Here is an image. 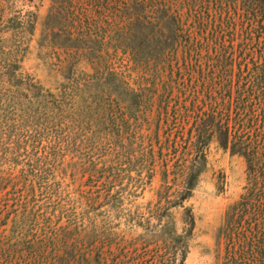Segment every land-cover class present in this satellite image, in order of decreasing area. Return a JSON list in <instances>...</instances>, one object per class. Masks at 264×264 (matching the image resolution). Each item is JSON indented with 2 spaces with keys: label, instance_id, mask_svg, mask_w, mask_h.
<instances>
[{
  "label": "trees",
  "instance_id": "16d2710c",
  "mask_svg": "<svg viewBox=\"0 0 264 264\" xmlns=\"http://www.w3.org/2000/svg\"><path fill=\"white\" fill-rule=\"evenodd\" d=\"M37 46L52 88L0 70V264H185L195 217L171 210L213 143L246 166L215 264H264V0H52ZM157 176L154 226L100 222Z\"/></svg>",
  "mask_w": 264,
  "mask_h": 264
},
{
  "label": "rangeland",
  "instance_id": "374dc122",
  "mask_svg": "<svg viewBox=\"0 0 264 264\" xmlns=\"http://www.w3.org/2000/svg\"><path fill=\"white\" fill-rule=\"evenodd\" d=\"M51 4L52 0H0V70L6 66L10 56L17 57L22 60L21 72L33 82H40L46 89L55 86L50 73L56 62L49 59L52 57L50 53L38 48L37 41ZM30 14L36 20L33 35L15 28L17 22L27 19ZM245 184L244 161L231 156L213 143L208 152L206 170L192 197L184 203L183 208L171 210L175 212L179 230L183 226L181 214L185 209L192 211L195 217V230L189 241L190 250L185 264L217 262L220 256L216 246L217 233L223 224L227 208L240 197ZM162 186L161 178L157 176L152 185L135 201L127 199L124 202L122 212H96L100 216V222L105 221L109 227L130 237L142 234L156 224L155 220L150 226L146 223L152 219V214L156 215L157 209H160V213L165 212L171 208L170 201H174L171 194L175 189L161 200L159 192L161 194Z\"/></svg>",
  "mask_w": 264,
  "mask_h": 264
}]
</instances>
